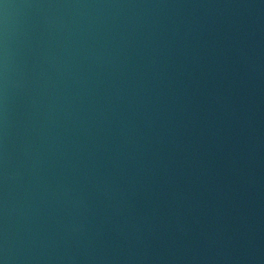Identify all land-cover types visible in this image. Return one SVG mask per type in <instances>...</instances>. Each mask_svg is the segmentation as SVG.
I'll return each mask as SVG.
<instances>
[{
	"label": "water",
	"instance_id": "obj_1",
	"mask_svg": "<svg viewBox=\"0 0 264 264\" xmlns=\"http://www.w3.org/2000/svg\"><path fill=\"white\" fill-rule=\"evenodd\" d=\"M0 264H264V0H0Z\"/></svg>",
	"mask_w": 264,
	"mask_h": 264
}]
</instances>
